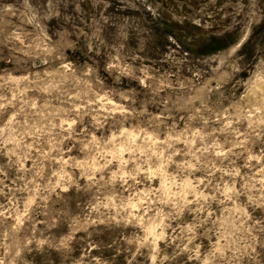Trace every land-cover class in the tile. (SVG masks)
<instances>
[{
    "label": "rangeland",
    "instance_id": "rangeland-1",
    "mask_svg": "<svg viewBox=\"0 0 264 264\" xmlns=\"http://www.w3.org/2000/svg\"><path fill=\"white\" fill-rule=\"evenodd\" d=\"M0 264H264V0H0Z\"/></svg>",
    "mask_w": 264,
    "mask_h": 264
}]
</instances>
